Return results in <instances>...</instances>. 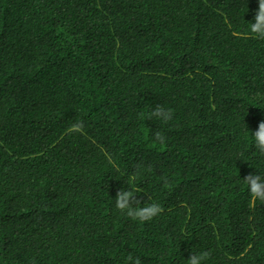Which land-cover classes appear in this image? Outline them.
Returning a JSON list of instances; mask_svg holds the SVG:
<instances>
[{"label": "trees", "instance_id": "obj_1", "mask_svg": "<svg viewBox=\"0 0 264 264\" xmlns=\"http://www.w3.org/2000/svg\"><path fill=\"white\" fill-rule=\"evenodd\" d=\"M257 9L0 0V264H264L243 181L264 177V40L241 35ZM158 105L171 120L147 119ZM130 187L163 212L118 210Z\"/></svg>", "mask_w": 264, "mask_h": 264}, {"label": "clouds", "instance_id": "obj_2", "mask_svg": "<svg viewBox=\"0 0 264 264\" xmlns=\"http://www.w3.org/2000/svg\"><path fill=\"white\" fill-rule=\"evenodd\" d=\"M254 22L250 23V30L248 33H244L245 37L251 36L260 40H264V0H258V9L254 15ZM142 117L143 113L140 114ZM153 117L162 119L167 122L172 119V110H165L161 106H157L147 115V119H152ZM83 122H79L71 125V131H82ZM252 139L254 141V146L259 150L261 155H264V121L259 122L257 129L251 133ZM155 141L163 144L165 142L164 136L160 132L154 133ZM244 183L247 185L250 196L255 202L257 199L264 201V177L259 175H254L249 173L243 178ZM164 185L169 186L168 181L164 180ZM150 199V196L149 198ZM133 204L138 206L133 207ZM140 201L136 198L134 190L130 187V190H118L115 197V207L121 212H125L126 215L133 219L138 220L140 223H144L152 220L157 215L163 212V208L158 203L146 204L140 207ZM210 257V252L205 251L202 253H192L187 259V264H202L203 261ZM128 260L131 264H141V260L137 257L133 259L129 255Z\"/></svg>", "mask_w": 264, "mask_h": 264}]
</instances>
